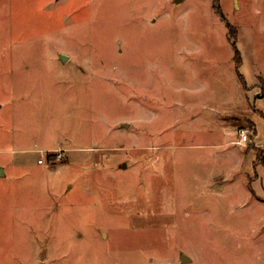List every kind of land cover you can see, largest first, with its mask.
<instances>
[{
  "label": "rangeland",
  "instance_id": "rangeland-1",
  "mask_svg": "<svg viewBox=\"0 0 264 264\" xmlns=\"http://www.w3.org/2000/svg\"><path fill=\"white\" fill-rule=\"evenodd\" d=\"M258 108L264 0H0V264H264Z\"/></svg>",
  "mask_w": 264,
  "mask_h": 264
},
{
  "label": "crops",
  "instance_id": "crops-1",
  "mask_svg": "<svg viewBox=\"0 0 264 264\" xmlns=\"http://www.w3.org/2000/svg\"><path fill=\"white\" fill-rule=\"evenodd\" d=\"M247 82V81H246ZM248 83V82H247ZM249 86V85H248ZM247 88H249V87H247ZM260 96H263V95H260ZM257 108V107H256ZM256 110H259V112H262L263 114H264V111L261 109V108H258V109H256ZM248 119H251V118H248ZM252 121H253V123H254V125L256 126V130H257V125H256V122L253 120V119H251ZM255 131V130H254ZM256 135H257V131H256ZM254 136H255V133H254ZM252 139V138H251ZM250 139V140H251ZM249 140V141H250ZM248 141V142H249ZM247 143V142H246ZM249 148L251 147H254L255 148V150L256 151H253V158L254 157H257V149H256V147H264V145H261V146H257V145H255V143L254 142H252L249 146H248ZM243 155V154H242ZM241 155V156H242ZM249 155V154H248ZM245 159V162H247L246 160H247V158L245 157L244 158ZM244 159H243V157H241V164L240 165H242L243 163H244ZM253 160V159H252ZM252 162V164H253V169H251L250 171L248 170V171H246L247 173L245 174L244 173V175H245V179L246 180H250L248 183L250 184V186H251V191H252V195L258 200V201H261V202H264V173H258V172H253L252 173V171H254V170H256L255 169V166H256V164H258V165H260V164H262L263 166H264V163H256V161H255V159L253 160V161H251ZM251 162L248 160V162L247 163H249L250 165H251ZM255 173V174H254ZM258 183H260V187H259V185H257Z\"/></svg>",
  "mask_w": 264,
  "mask_h": 264
},
{
  "label": "trees",
  "instance_id": "trees-1",
  "mask_svg": "<svg viewBox=\"0 0 264 264\" xmlns=\"http://www.w3.org/2000/svg\"><path fill=\"white\" fill-rule=\"evenodd\" d=\"M216 2H218V0H215ZM220 13V12H219ZM236 36V35H235ZM233 36L232 41H233V45H234V50H235V61H236V64L238 66H240V64L242 63V55H241V51L240 49L238 48L237 46V36L235 37ZM232 37V36H231ZM240 79L242 81V83L246 86L247 85V82L245 80V78L242 76L241 72H240ZM254 129H255V135H256V126L254 125ZM257 149V160H256V163H264V147H256Z\"/></svg>",
  "mask_w": 264,
  "mask_h": 264
},
{
  "label": "built area",
  "instance_id": "built-area-1",
  "mask_svg": "<svg viewBox=\"0 0 264 264\" xmlns=\"http://www.w3.org/2000/svg\"><path fill=\"white\" fill-rule=\"evenodd\" d=\"M254 131L251 133L253 134ZM241 138L237 141L238 144H246L250 140V130L248 129H241L240 131ZM61 157V155H59ZM41 162H43L42 159H40Z\"/></svg>",
  "mask_w": 264,
  "mask_h": 264
}]
</instances>
